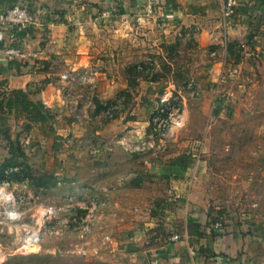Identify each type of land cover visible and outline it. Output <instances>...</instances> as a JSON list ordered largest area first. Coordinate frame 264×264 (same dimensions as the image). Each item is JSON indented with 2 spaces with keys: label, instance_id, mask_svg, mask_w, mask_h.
Masks as SVG:
<instances>
[{
  "label": "crops",
  "instance_id": "0c3cea01",
  "mask_svg": "<svg viewBox=\"0 0 264 264\" xmlns=\"http://www.w3.org/2000/svg\"><path fill=\"white\" fill-rule=\"evenodd\" d=\"M18 1L26 2L43 24L33 27V35L17 41L26 54L13 58L20 63L19 68L9 65L11 58L5 53V45L0 47V126L9 125L14 119L27 121L36 126L39 141L51 134L55 138L51 147L59 146V151L49 157V170L54 177L48 187H40L41 194L49 193L56 199L65 192L107 198L109 208L99 220L103 231L93 233L86 243L98 240L99 251L115 257L113 264H264V196L258 186L264 179V157L255 169V177L253 173L248 175L247 205L219 207L206 187L208 171L204 161L192 157L188 164L178 163L176 157L165 152L170 144L165 139L160 149L165 151L145 154L125 153L112 140L114 134L149 124L150 93L135 94V100L141 98L137 107L142 114L135 117L134 112L129 113L133 119L125 120L121 113H115L117 109L108 114L103 107L117 94L119 85L128 83L121 68L128 62L125 53L133 41L151 45L158 38L175 33L187 35L190 27L197 46L205 54L194 61L193 67L203 69L205 74L201 70L194 74L193 93L177 89L180 101L185 109L184 104L200 96L197 102L202 97L211 104L208 107L211 113L220 112L222 97L217 81L221 68L227 62L226 57L233 59L240 49L246 50L249 38L264 33V0H235L233 11L227 16L222 9L225 0H166L152 12L147 11L146 0H0V9ZM244 40L247 43H242ZM28 53L37 54L34 65ZM89 69L94 71L90 82L102 105L92 112L94 102L85 100L76 104L75 96H67L70 84L90 83L80 80L81 74ZM64 74L70 78L63 77ZM141 82L150 86L148 83L154 81ZM18 89L26 92L29 99L41 101L51 116L44 120L33 118L31 110L15 105L14 98L22 95L15 93ZM84 117H90V123L85 124ZM59 134H70L81 141L80 150L84 153L98 139L106 141L101 152L110 155L109 167L99 164L101 175L96 176L101 185L92 182L95 177L91 175L79 183L83 174L79 168L88 171V163L80 161L75 168L71 167L65 158L68 150L60 152V143L56 142ZM182 141L185 144L191 140L186 137ZM138 159L145 162L146 170L159 174L160 181L168 180L170 186L165 183L159 190L142 194L145 197L139 200L135 192L142 176L134 172ZM146 176L148 173L144 172L143 177ZM154 198L160 204L153 205ZM150 209L166 212L162 221L166 225L165 234L158 236L155 231H147L145 224H153L152 218L144 221L140 213ZM218 219H223L220 230L214 226ZM107 239L111 241L109 246ZM102 244L107 249H101Z\"/></svg>",
  "mask_w": 264,
  "mask_h": 264
},
{
  "label": "rangeland",
  "instance_id": "374dc122",
  "mask_svg": "<svg viewBox=\"0 0 264 264\" xmlns=\"http://www.w3.org/2000/svg\"><path fill=\"white\" fill-rule=\"evenodd\" d=\"M187 32L189 33L187 35L175 33L164 39L158 38L151 45L137 41L131 43L128 40L127 44L130 45L131 43L130 48L127 46L129 49L125 53V59H128V62L121 68L123 74L127 76L128 83L124 86L119 85L117 94L114 98L103 103V107L113 112L117 109L115 113H121L125 120L133 119L129 113L134 112L135 117L137 114L139 116L142 114L137 107L140 105L141 98L135 100V94L139 92L150 93V96H147L148 100L151 101L148 115L151 114L150 117H152L161 104H169L175 96L180 97L177 89L184 90L189 94L193 93L195 91L194 74L199 70L205 74L203 69L194 68L193 63L195 60L198 61L205 57V54L203 49L197 46L190 27ZM263 34L249 38V43L244 40L242 43L248 44L246 50L241 51L240 49L233 59L226 57L228 63H224L220 71V80L217 81L218 90L222 97L220 112L211 113L208 108L211 104L209 105L208 101H203L202 97L200 102H197L200 96L187 102L184 104L186 120L182 124L183 126L174 133L167 135V138L163 137L159 140L154 150L162 153L163 150L167 149L168 151L165 152L169 153L170 157L191 155L204 161L208 171L206 187L213 193L212 199L219 207H244L247 205L248 175L253 173V177H255V169L263 161ZM28 56L30 63L34 65L37 55L34 53L32 56V53H29ZM142 79H151L154 82L148 83L150 86H147V83L141 82ZM186 82H191V85L186 86ZM67 96H75L76 104L85 100L86 102H94L90 109L91 112L102 108L91 82L70 84ZM149 97H152V100ZM180 103L183 105L182 102ZM84 118V121H87L85 124L90 123V117ZM35 127L30 122H18L16 119L7 126H0V136L3 135V137L1 136L3 139H0V176L3 175L7 167L19 165L22 169L20 172L24 171L33 176L38 183L47 186L52 182L54 176L53 172L49 170V157H52L55 150L56 152L59 151V146L51 147L55 139L52 134L47 138L41 137L39 141ZM64 137L69 138V140L63 139ZM186 137H189L191 141L183 144L182 140ZM59 138L56 139V142L60 143V152L62 149L68 150L65 158H67V163L73 165L71 167L75 168L80 161H87L88 163L89 167L87 168L89 169L86 168L88 171H84L85 168H79V173H83L79 183L87 180L91 175V178L95 177L92 182L95 180L101 185V181L97 179L98 175H101L98 166L103 163L109 167L110 155H105V152L92 154L89 151L90 148L86 153L82 152L80 150L82 142H78L70 134L60 135ZM95 141L94 139L93 142ZM162 141L170 142L166 146L169 148L160 150ZM137 158H142V155H137ZM107 172L111 174L110 170ZM134 172H137V175L141 174L140 177L142 176L140 183L136 185L137 191L135 192L138 194L139 200L145 197L141 196L142 194L159 190L164 187L165 183L170 186L168 180L162 182L159 180V174L146 170L143 160L139 162ZM144 172L148 173V176L143 177ZM201 173H203V169ZM69 176L72 175L69 174ZM65 179L70 178L65 177ZM58 181L60 178L56 182L58 183ZM258 186L264 196V179L259 181ZM47 194L49 193L42 192L41 197L36 202L53 203L56 201L54 195ZM129 194L127 193V195ZM91 196L97 197L96 194ZM105 199L107 198L105 197ZM152 203L153 205L160 204L156 198L153 199ZM167 206H170L169 203ZM148 207H152V205L148 204ZM107 208L109 207H104V212ZM165 213V211L157 212L151 209L140 213L142 217H145L144 219L141 218L144 221L152 218L153 224H145L146 229H149L148 232L150 230L155 231L154 233L158 236L166 233V225L162 222L165 219L163 218ZM0 220H2L1 213ZM0 242V249L5 250V257L0 258V264H113L115 258L111 253L105 252L107 255L104 256L99 251L97 248L99 247L98 240L93 241V244L91 241L86 243L72 234L62 235L56 239L46 238L40 245L34 244L26 252H23L18 248L17 243L12 242L6 231L1 230V222ZM107 242H110L109 244L106 243L109 246L111 241L107 239ZM101 246V249H107L104 244ZM99 253L102 256H99Z\"/></svg>",
  "mask_w": 264,
  "mask_h": 264
},
{
  "label": "built area",
  "instance_id": "2783aa9c",
  "mask_svg": "<svg viewBox=\"0 0 264 264\" xmlns=\"http://www.w3.org/2000/svg\"><path fill=\"white\" fill-rule=\"evenodd\" d=\"M165 2L166 0H146V9L152 12L154 9L161 8ZM234 4L235 0L224 1L222 6L224 16L232 13ZM42 24L24 1H18L0 9V40L5 45L7 57L13 59L26 55L21 46L10 45L13 41L19 40L15 36V29L27 26L36 27ZM93 76V69H89L81 74L80 80L92 82ZM63 77L70 78L67 74ZM189 85L191 82H186V86L189 87ZM180 102V97L175 96L171 103L159 106L156 113L150 117L147 126L133 131L126 130L122 134H114L111 137L112 140L127 153L154 151L159 140L183 126L186 113ZM106 112L111 114L110 109ZM104 142L106 141L98 139L90 147V153L99 154ZM63 144L65 145V142ZM19 170V165L10 166L0 176L2 217L0 222L1 230L6 231L12 242L17 243L18 248L23 252L34 244L40 245L46 238L56 239L62 235L72 234L80 241L86 242L88 237H92L96 231L102 233L103 229L99 225V220L104 214V207L109 204L107 199L65 192L59 194V200L57 198L53 203H37V199L41 197L42 188L35 187L31 178L23 172L16 175L15 171ZM214 226L220 230L223 226V219L216 220ZM2 257H5V250L0 249V258Z\"/></svg>",
  "mask_w": 264,
  "mask_h": 264
},
{
  "label": "trees",
  "instance_id": "16d2710c",
  "mask_svg": "<svg viewBox=\"0 0 264 264\" xmlns=\"http://www.w3.org/2000/svg\"><path fill=\"white\" fill-rule=\"evenodd\" d=\"M14 33H15V36L17 38H22L26 35H33L34 31H33L32 26H27V27L22 28V29H15ZM17 43L18 42L16 40V41H13L12 43H10V45H16ZM3 45H4L3 42L0 40V47H2ZM19 64L20 63L18 61H16L15 59L9 60V65H14L17 68H19ZM15 93H20L22 95L17 97V98L16 97L14 98V104L20 105L23 109L31 110L33 112L31 117L33 116V118H40V119L44 120V119H47L51 116V114H49L48 107H45L44 104L41 103V101L29 99L27 97L26 92L25 93L22 92L21 89L16 90ZM5 104H6V107L9 106V102H7ZM30 108H32V109H30ZM191 160H192L191 155H178V156H176V161L180 164H188ZM20 171H22L21 168L19 171H15V174L18 175V173H21ZM23 173L25 175H28L31 178L32 184L35 187H42V188L48 187V186L42 185L41 183H38L37 180L33 176L26 174L24 171H23Z\"/></svg>",
  "mask_w": 264,
  "mask_h": 264
}]
</instances>
